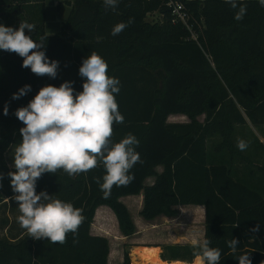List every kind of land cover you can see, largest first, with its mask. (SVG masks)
Instances as JSON below:
<instances>
[{
	"label": "trees",
	"instance_id": "1",
	"mask_svg": "<svg viewBox=\"0 0 264 264\" xmlns=\"http://www.w3.org/2000/svg\"><path fill=\"white\" fill-rule=\"evenodd\" d=\"M171 1L183 5L191 29L176 20ZM67 3L68 17L57 33L48 35L45 0H0V24H34V32L26 29V34L37 42L44 37L46 56L59 62L55 79L37 76L22 67L18 54L1 50L0 208L8 215V230L0 238V264H109V240L91 233L96 210L109 206L121 233L132 236L137 227L120 198L142 192L140 213L146 221L176 217L179 205H204V240L221 250L220 264H239L244 254L251 264H264V144L255 136L257 145L244 151L237 147L238 126L264 124V7L258 0H238L247 5V13L236 21L238 9L226 0H120L115 11H106L103 0ZM130 18L128 27L111 35L117 23ZM91 52L120 81L115 98L124 122L114 124L112 140L134 134L141 162L130 170L135 179L113 186L107 199L94 179L103 182L102 165L74 178L63 170L42 174L36 192L72 203L82 209L84 220L64 244L36 240L17 222L20 212L8 176L15 171L8 155L22 141L24 127L15 111L49 84L71 81L76 92L82 91L79 68ZM25 85L31 91L13 99ZM173 113L187 115L190 122L168 123ZM158 165L164 167L160 174ZM150 176L156 181L146 185ZM233 238L238 241L235 254L227 244ZM159 246L165 261L195 259L191 243ZM122 264H131L128 249Z\"/></svg>",
	"mask_w": 264,
	"mask_h": 264
},
{
	"label": "clouds",
	"instance_id": "2",
	"mask_svg": "<svg viewBox=\"0 0 264 264\" xmlns=\"http://www.w3.org/2000/svg\"><path fill=\"white\" fill-rule=\"evenodd\" d=\"M235 12L236 21L243 20L247 13L246 4L238 0H226ZM264 7V0H258ZM120 0H103L107 11H115ZM117 23L111 35H119L132 23ZM35 25L20 22L18 28L0 24V50L18 54L23 58L22 67L30 68L37 76L47 75L55 79L59 62L49 60L45 51V38L39 42L31 35ZM79 75L84 78L82 91L76 92L73 82L65 81L59 87L46 85L40 88L27 106L19 107L15 116L24 125L20 129L22 141L14 150L13 167L10 171L11 187L16 193L20 215L17 222L33 239H47L52 243H66L68 233H77L84 220L82 209L70 202L62 201L46 191L36 192L37 181L44 173L55 174L63 170L70 177L86 173L100 165L105 169L103 182L94 178L103 198L111 196L113 186H127L134 179L130 170L140 163L137 137L129 133L119 142H113L114 124H122L124 117L119 111L115 94L120 91V81L108 75L107 62L96 52H91L82 61ZM31 91L25 85L13 99H19ZM8 114L7 106L4 115ZM237 147L244 151L248 142L238 139ZM3 174H0V180ZM255 230V229H254ZM193 256L197 264H220L221 250L210 247V241L202 243L193 239ZM233 254L238 241L227 242ZM239 264H251L249 255H240Z\"/></svg>",
	"mask_w": 264,
	"mask_h": 264
},
{
	"label": "rangeland",
	"instance_id": "3",
	"mask_svg": "<svg viewBox=\"0 0 264 264\" xmlns=\"http://www.w3.org/2000/svg\"><path fill=\"white\" fill-rule=\"evenodd\" d=\"M67 1L73 2V0H45L47 16L45 27L48 33H53V31L59 29L57 28L58 24L60 25V22L68 17L71 10V3L68 4ZM59 3L62 4L61 8L58 7ZM156 16L157 15H154V17ZM148 19H153V16H148ZM8 159L10 165L13 166L14 156L8 155ZM191 206L192 205H183V208H178L179 213L176 217L160 216L153 221H146L141 216V213L139 214L137 212L136 208H132L133 214L131 215H133L132 218L138 228L137 235L132 237L133 240L131 239L130 242L125 243V245L123 244L124 248H122L121 243L113 242L109 263L122 264L124 258L123 252L125 249H128L132 264V250L140 245L159 246L176 243L185 244L191 243L193 239H197L201 242L205 234V211H203L204 208H192ZM102 213H105V217L108 219L106 221L107 229L111 232L114 227V224L111 223L112 217L108 215L107 211H103ZM7 216L4 208H0V238L7 234L8 228H5ZM12 216L13 215H11V218H14ZM160 249L162 251L161 247ZM159 256L161 258V252ZM194 260L193 262L182 260L167 262L173 264H194Z\"/></svg>",
	"mask_w": 264,
	"mask_h": 264
},
{
	"label": "crops",
	"instance_id": "4",
	"mask_svg": "<svg viewBox=\"0 0 264 264\" xmlns=\"http://www.w3.org/2000/svg\"><path fill=\"white\" fill-rule=\"evenodd\" d=\"M58 7H62V4L59 3ZM71 7V6H70ZM47 19V16H46ZM62 20L60 22V25L58 24L59 29L56 31H53V33H48L45 27V31L48 35H54L60 30V27L63 23ZM2 67V59H1V54H0V69ZM204 115H201L199 117L200 121H204ZM168 123H188L190 122V119L187 115L181 114V113H173L170 114L167 117ZM237 137L238 139H243L246 142H248V147L252 148L253 146L257 145V140L255 139V136L258 137L261 143L264 144V124H259V125H254L251 122L248 123L247 126H238L237 129ZM157 173H162L164 171L163 165H158L156 167ZM156 181V176H150L146 179L145 184L146 185H153ZM120 201L123 202L127 208L130 210L131 214L132 213V208H136L137 212L140 214L141 210L144 208L145 200H144V193L140 194H132V195H126L122 196L120 198ZM192 208H204L203 211H205V206L204 205H192ZM176 208H183V205H179ZM107 205H100L97 210H96V215L94 218V222L91 225V233L93 235H100V236H105L109 242H110V254L113 249L112 243L113 242H119L122 244V248H124L125 243L130 242L132 237L137 235V232L132 235V236H124L119 228V223L118 219L115 215V213L112 211V209ZM103 211H107L108 215L112 217L111 223L114 224V227L112 228L111 232L108 231L107 229V223L106 221L108 220L105 217V213H102ZM133 216V215H132ZM106 218V219H105ZM138 231V228H137ZM205 235V234H204ZM133 240V239H132ZM204 241V239L201 241V243ZM124 244V245H123ZM112 248V249H111ZM110 254L108 261L110 262ZM124 255V252H123ZM110 264V263H109Z\"/></svg>",
	"mask_w": 264,
	"mask_h": 264
},
{
	"label": "bare ground",
	"instance_id": "5",
	"mask_svg": "<svg viewBox=\"0 0 264 264\" xmlns=\"http://www.w3.org/2000/svg\"><path fill=\"white\" fill-rule=\"evenodd\" d=\"M160 252V247L136 246L132 250V264H173L161 259ZM194 264H197L195 260Z\"/></svg>",
	"mask_w": 264,
	"mask_h": 264
},
{
	"label": "built area",
	"instance_id": "6",
	"mask_svg": "<svg viewBox=\"0 0 264 264\" xmlns=\"http://www.w3.org/2000/svg\"><path fill=\"white\" fill-rule=\"evenodd\" d=\"M169 6L172 8V11L175 15L176 20L186 24V26L191 29L192 25L188 23L189 21V14L188 12L184 11V7L181 3L171 1Z\"/></svg>",
	"mask_w": 264,
	"mask_h": 264
}]
</instances>
